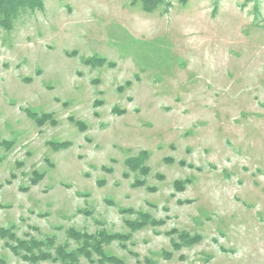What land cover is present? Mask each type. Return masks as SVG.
Returning a JSON list of instances; mask_svg holds the SVG:
<instances>
[{"label": "rangeland", "instance_id": "1", "mask_svg": "<svg viewBox=\"0 0 264 264\" xmlns=\"http://www.w3.org/2000/svg\"><path fill=\"white\" fill-rule=\"evenodd\" d=\"M16 15L0 13V264H264V0ZM70 228L116 235L111 259L22 256L75 252Z\"/></svg>", "mask_w": 264, "mask_h": 264}, {"label": "trees", "instance_id": "2", "mask_svg": "<svg viewBox=\"0 0 264 264\" xmlns=\"http://www.w3.org/2000/svg\"><path fill=\"white\" fill-rule=\"evenodd\" d=\"M35 2H36V0H0V13H4V15H5V17H3L2 22L5 24V26L10 27L11 25L6 24V23H9L12 18H15L17 16L16 14H17L18 9L24 5H31L32 6V4ZM23 3H25V4H23ZM65 146H67L66 143H64L63 145H59V147H65ZM40 180L37 181L35 179V177L32 178L33 184H37ZM152 223H156V222H152ZM132 224L135 227V229L139 228V226H142L141 222L137 223V224L132 222L131 225ZM68 233L73 238L80 239L83 241L82 245L79 246L78 249L75 250V252H65V251L63 252L62 250H58V252L56 253L57 254L56 257H54V255H56V254L53 255V253L51 251L50 252H39L40 254H36L34 251H32V248H30L31 245L29 246L25 243H22L23 241H21V243L23 245V247L22 246L21 247L23 248V251H24V254H22V256L24 255L23 257L25 259H31L33 261H34V259H35V261H37V260L58 261V260L62 259L63 261L68 260L70 262V261H76L77 259H79V255H83V256L85 255V257H88L90 254V249L92 248L96 253H98V254L102 253L101 254L102 261H103V259L104 260L111 259L110 256L105 255L103 248L100 247V245H99V243H100L99 240L104 239L107 242H110L111 239L117 237L116 235H114V234L107 235L104 232H98L97 236H93V235H90L88 233L79 232V231L75 230L74 228H70ZM0 236L2 238L7 237L8 236L7 229H2L0 231ZM193 239L194 238H191V240H193ZM91 241H94V242L96 241L94 248L92 247L93 243ZM89 247H91V248H89Z\"/></svg>", "mask_w": 264, "mask_h": 264}]
</instances>
